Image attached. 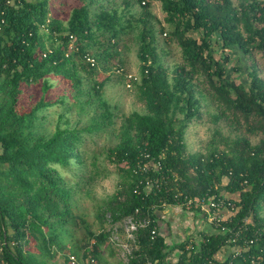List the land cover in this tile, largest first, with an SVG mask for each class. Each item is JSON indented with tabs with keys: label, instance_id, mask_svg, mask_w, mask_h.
Segmentation results:
<instances>
[{
	"label": "trees",
	"instance_id": "1",
	"mask_svg": "<svg viewBox=\"0 0 264 264\" xmlns=\"http://www.w3.org/2000/svg\"><path fill=\"white\" fill-rule=\"evenodd\" d=\"M154 2L163 20L151 10ZM53 3L0 0V264H60L53 231L78 219L65 174L82 180L90 172L79 129L59 126L50 137L31 141L38 112L52 103L43 98L26 109L24 88L42 84L47 94L54 76L80 93L83 71L109 70L110 59L120 65L119 48L130 34L138 37L141 62L140 81H131L146 112L130 115L127 135L109 157L128 178L129 213L150 220L137 264H264V138L254 144L242 134L223 135L224 128L240 132L243 121L252 133L264 131V70L256 62L259 53L264 59V0H83L68 18ZM136 4L138 16L132 13ZM159 32L181 49L183 60L171 71L159 55ZM91 43L104 51L92 54ZM219 50L224 55L217 58ZM233 61L243 81L226 78ZM111 80L93 84L104 110L98 128L113 116L101 98ZM197 122L214 127L226 149L219 151L212 140L209 152L185 156L188 129ZM187 198L222 200L223 219L198 240L170 245L158 214ZM91 239L97 259L105 236ZM176 250L175 261L169 260Z\"/></svg>",
	"mask_w": 264,
	"mask_h": 264
},
{
	"label": "rangeland",
	"instance_id": "2",
	"mask_svg": "<svg viewBox=\"0 0 264 264\" xmlns=\"http://www.w3.org/2000/svg\"><path fill=\"white\" fill-rule=\"evenodd\" d=\"M55 1L56 3H53L54 10L68 18L73 5L81 3L83 0ZM121 1L118 0V2ZM151 10L160 20L164 19L160 3L154 2L151 5ZM132 13L137 16L141 15L142 9L136 4L132 7ZM136 36V34H130L126 42H121L119 49L122 52V62L120 65L114 64L110 59L107 61L109 70L99 66L93 75L82 72L85 83L80 93L70 88L60 78L52 76L51 81L54 86L47 94L44 93L42 84H35L25 87L21 96V105L26 109H31L43 98L47 103H52L51 106L44 107L38 112L39 117L35 125L29 129L31 141H36L40 137H50L59 126L77 128L81 131L82 149L89 158L90 172L84 179L77 180L65 174L68 178L67 188L71 193L68 199L70 210L78 219L77 223H74L73 220L65 222L63 227H67V230L56 228L53 231L56 241L61 245V248L56 243L52 246L54 252L58 251L57 262L60 264H71L70 257L72 256L80 264H87L89 258L92 257L93 240L91 238L93 235H103L105 241L99 247V251L97 250V259L92 264H137L143 259L139 254L140 238L147 231L150 220L143 213H129L131 194L128 178L125 174H121L116 161L109 157L110 148L117 146L125 139L129 129L128 118L130 115L134 111L146 112V105L139 100L137 87L131 81L132 78L134 80L137 78L139 82L141 78L139 44ZM158 44L160 58L170 71L174 65L182 62L183 57L179 45L168 40L165 32H159ZM215 48L219 49L220 46L215 45ZM90 49L94 55L104 51L103 48L99 49L92 43ZM262 54L257 55L256 62L264 70ZM223 55L219 50L217 58ZM91 61L94 60L91 59ZM237 66L239 63L235 61L228 65L226 78L230 77L237 82L243 81V77L235 70ZM80 70L82 69L80 68ZM109 76L112 77V80L105 85V91L101 98L107 103L113 116L105 121V126L98 128V121L101 120L100 114L104 110L98 107L99 101L93 93V84L96 80L105 81ZM3 97L0 95V100ZM89 100L90 102H88ZM208 120L206 115L204 121ZM243 122L244 127L240 132H230L229 128H224L223 135L232 134L236 137V134H242L249 137L254 144L259 143L264 138V131L252 133L246 129L249 126L245 121ZM251 123L256 122L252 120ZM215 132V128H211L207 123L192 124L186 135L188 151L185 152V156L186 154L209 152L212 148L210 145L212 140L215 141L219 151H224L226 147L221 142L223 136L217 135ZM131 134L134 135V132ZM20 201L25 203L23 198H20ZM179 208L181 210L179 224L183 225V232H185L186 222L182 212L191 211L183 206H179ZM197 214L202 222L206 220L202 216V212H197ZM261 216L264 217V209ZM175 234H178L177 230ZM84 253H88L89 257L84 258Z\"/></svg>",
	"mask_w": 264,
	"mask_h": 264
},
{
	"label": "crops",
	"instance_id": "3",
	"mask_svg": "<svg viewBox=\"0 0 264 264\" xmlns=\"http://www.w3.org/2000/svg\"><path fill=\"white\" fill-rule=\"evenodd\" d=\"M178 208L179 206H168L163 210L164 212L162 211L160 214H158L157 218L160 225V230L165 234L167 242L170 245L179 244L183 241H186L187 239L198 240L202 233H207L212 230L213 227L209 226L210 223H208L206 220L202 222L196 212L183 211L182 213L184 214L183 216L186 222V230L183 232L184 227H182L183 225L179 224V217L181 216L179 213H181V210ZM176 230L178 232L177 235L175 234ZM177 256L178 251L176 250L173 254L170 253L169 260L175 261Z\"/></svg>",
	"mask_w": 264,
	"mask_h": 264
},
{
	"label": "built area",
	"instance_id": "4",
	"mask_svg": "<svg viewBox=\"0 0 264 264\" xmlns=\"http://www.w3.org/2000/svg\"><path fill=\"white\" fill-rule=\"evenodd\" d=\"M146 184L148 187L152 185L150 180H147ZM223 204L225 203L222 200L218 201L215 198H212L210 202H206L205 199L194 200L193 198H187V201L183 203V205L181 206L186 207L187 209H190L192 206L199 208L201 212L205 214L209 223H213V224L215 223L219 225L223 219V215L222 213H220L221 212L220 209L223 207ZM151 234H152V238L154 239L157 234V230L156 229L152 230ZM70 260H71V264H80L74 256L70 257ZM94 262L95 259L93 257H90L87 264H92Z\"/></svg>",
	"mask_w": 264,
	"mask_h": 264
}]
</instances>
